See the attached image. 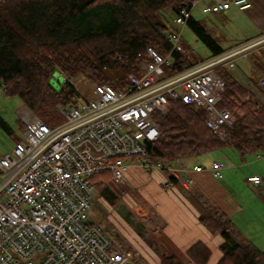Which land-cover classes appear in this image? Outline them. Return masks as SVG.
<instances>
[{"label": "built area", "instance_id": "built-area-1", "mask_svg": "<svg viewBox=\"0 0 264 264\" xmlns=\"http://www.w3.org/2000/svg\"><path fill=\"white\" fill-rule=\"evenodd\" d=\"M232 7L248 10L252 1L213 0L203 12L217 14ZM188 15L182 11L174 17L169 55L148 47L146 58L137 62V71L128 74L123 88L90 83L77 105H58L66 119L54 126L38 115L24 119L25 139L0 155V264H144L137 249L125 247L107 223L96 218L93 177L108 174L125 186L132 159L145 169L167 172V186L180 180L190 190V172L203 170L202 165L191 167L179 159L155 162L148 155V145L161 135L154 114L167 113L171 100L181 99L202 110L206 125L225 140L234 116L219 105L225 83L217 70H236V56L256 46L264 49L263 35L168 74L165 66L172 53L182 50ZM211 168L215 177L223 178L222 162L214 161ZM248 181L258 185L263 179L253 174ZM139 219L148 235L160 231L150 207Z\"/></svg>", "mask_w": 264, "mask_h": 264}, {"label": "trees", "instance_id": "trees-1", "mask_svg": "<svg viewBox=\"0 0 264 264\" xmlns=\"http://www.w3.org/2000/svg\"><path fill=\"white\" fill-rule=\"evenodd\" d=\"M199 1L4 0L0 4V84L4 85L3 92L6 96L20 98L45 123L54 126L57 124L55 117L62 114L58 105L75 106L82 97L73 83L74 78L82 75L94 83H107L121 89L128 74L137 71V62L146 58L148 47L168 56L171 52L168 32L176 29L172 18L182 11L189 13L185 25L211 50V55L199 57L182 35V50L174 51L170 64L165 66L168 74L178 73L263 35L260 33L243 42L222 46L193 15L194 5ZM168 12L173 17L167 16ZM254 64L264 79V62L254 61ZM117 72L124 74V78L111 76ZM56 73L64 78L58 87L54 80ZM217 73L225 83L219 105L227 107L234 116L225 140L206 125L202 110L181 99H172L167 113L154 114L161 135L148 145V155L153 161H187L227 147H233L243 159L255 151L264 152V84L252 78L249 83L250 80L240 78L236 70L224 67L218 68ZM19 121L26 129L25 123ZM0 125L13 133L1 115ZM97 175L110 178L108 174ZM97 175L93 177L95 188L117 206L119 200L114 189L103 178L96 181ZM262 179L257 186L264 200ZM201 221L211 233L225 239L224 255L218 264H264V248L248 240L232 217L218 211L203 216ZM188 255L195 264H207L211 251L203 242H197L189 248ZM160 264L184 263L167 252L161 254Z\"/></svg>", "mask_w": 264, "mask_h": 264}, {"label": "crops", "instance_id": "crops-1", "mask_svg": "<svg viewBox=\"0 0 264 264\" xmlns=\"http://www.w3.org/2000/svg\"><path fill=\"white\" fill-rule=\"evenodd\" d=\"M212 1L202 0L204 5L210 4ZM251 1L252 7L248 10L236 8L239 12H246L245 27H247L248 37L260 33L264 35V0ZM248 80L252 83L251 78L245 79V81ZM217 155L215 152L210 161L207 157L182 160L191 167L203 166L201 171L192 170L190 172L192 179L190 190L185 189L180 180L176 181L172 187L167 186L170 177L165 171L145 169L134 161H128L126 184L131 192L136 190L138 195H136L135 200L127 201V205L140 230L126 226L123 228L124 231L115 234L125 247L134 248L140 252L144 264H160L161 254L167 252L177 256L184 264H195L189 257L188 250L197 242H203L211 251L207 264H218L224 255L223 244L225 239L220 234L211 233L201 221L203 216L218 211L232 217L241 233L257 246L260 239H264L262 230L247 231L241 221L237 220L241 218L246 223L251 220V215L246 213L247 209L240 198L233 193L232 187L228 185L230 181L226 176L227 174L229 178L235 176L229 172L233 171L230 167L236 164L227 163L224 153L223 159ZM212 161H220L224 164L226 171L223 172V178H217L213 174ZM253 174L257 173L251 172L248 177ZM180 175L183 176V174ZM231 181H233L232 178ZM261 199L263 198L261 197ZM149 207L152 216L161 225L160 231L155 236L146 233L144 224L139 219L140 212ZM258 211L260 212L259 220L264 221V204H259ZM121 218L123 217L121 216ZM154 237L158 240L153 241L152 238Z\"/></svg>", "mask_w": 264, "mask_h": 264}, {"label": "rangeland", "instance_id": "rangeland-1", "mask_svg": "<svg viewBox=\"0 0 264 264\" xmlns=\"http://www.w3.org/2000/svg\"><path fill=\"white\" fill-rule=\"evenodd\" d=\"M203 6L204 2H202V0L197 2L193 8V15L204 23L205 27L209 29L212 36L219 40L222 46L227 47L245 41V37H248L249 35L247 33V27H245L246 12H239L236 7H232V9L227 12L222 11L217 14L205 13L203 12ZM167 16L173 17V14L168 12ZM173 19L174 17L172 18V23ZM182 35L183 40H188L189 44L195 49L196 52H198L199 57L207 58L211 55V50L203 44L201 39L196 36L188 26L184 25L182 28ZM261 50V46H256L235 57V62L237 65L236 71L238 72L237 75H239L240 78H253L254 81L261 84V80L263 78L262 74L254 64V61L264 62L263 56L261 55ZM111 76L116 78H124L125 75L117 72L116 74H111ZM59 77V73L55 74L54 80H56V87H58L61 83V81H58ZM77 78L79 79V82L76 84V86L82 94L88 91L90 83H94L91 81V79H87L82 75L74 78L73 81ZM63 80L64 78L62 81ZM0 115L8 122L13 130V133L10 134L0 125V155H5L9 152H12L17 140L25 139V129L19 120H22L24 123V119L26 117L36 114L33 113L21 101L20 98L6 96L3 90H0ZM65 119L66 117L64 114L60 113L55 117V122L58 124L63 122ZM215 152H217V156L221 157V159H223L222 156L224 153L226 155L225 160H227V163H230V165L236 164L235 166L230 167V169L233 171L229 172V174H234L235 176H230V178L228 174L226 176L230 181H228V185L232 187V189H230L233 190V193L240 198L241 202L247 209L246 213L251 215V220L246 222L248 223L246 224L241 220V218L237 219V217L241 216H237L236 219L241 221L244 229L247 231H258L260 229L264 232V221H260L258 218L260 217L258 216L260 214L258 211L259 204L263 205L264 202L263 199H261V195L258 193V186L254 183H249L247 180L248 174L251 172L257 173L264 178V156H258V154H264V152L255 151L248 154L245 159H243L233 147H227ZM215 152L209 153L202 157H207V159L210 161L212 158L211 156H213ZM129 160L133 161L132 159ZM213 162L214 161H212L211 164H213ZM224 170L226 171L225 168L223 169V172H225ZM126 173L127 172H125V174ZM99 178L105 179V176L102 175ZM231 178L233 181H231ZM100 179L96 181H99ZM104 181L114 189L119 198V203L117 206L112 205L110 202L112 201L111 198L105 196L96 188L94 192L96 218L106 222L109 226V231L112 233L122 232L124 231L123 228L126 226L140 230L138 224L134 222L132 212H130L129 216L125 219L121 218L118 213V207L120 204L125 203L127 205V201L132 199L135 200V197H137L136 195H138L136 190L131 192L127 184L124 186L122 184L115 183L111 178L105 179ZM262 191L264 193V185L262 187ZM262 237L264 238V233L262 234ZM152 240L157 241L158 239L154 237ZM258 246L260 248H264V239H260Z\"/></svg>", "mask_w": 264, "mask_h": 264}, {"label": "water", "instance_id": "water-1", "mask_svg": "<svg viewBox=\"0 0 264 264\" xmlns=\"http://www.w3.org/2000/svg\"><path fill=\"white\" fill-rule=\"evenodd\" d=\"M57 74V73H56ZM54 77H55V74H54ZM63 79V77L61 76L60 74V77H59V81ZM118 213L123 217V218H127L129 213H130V208L125 204V203H122L119 205L118 207Z\"/></svg>", "mask_w": 264, "mask_h": 264}, {"label": "bare ground", "instance_id": "bare-ground-1", "mask_svg": "<svg viewBox=\"0 0 264 264\" xmlns=\"http://www.w3.org/2000/svg\"><path fill=\"white\" fill-rule=\"evenodd\" d=\"M232 112V111H231ZM101 175V174H100ZM97 177H99L98 175H97ZM97 179V178H96ZM100 179V178H99ZM98 180V179H97Z\"/></svg>", "mask_w": 264, "mask_h": 264}]
</instances>
